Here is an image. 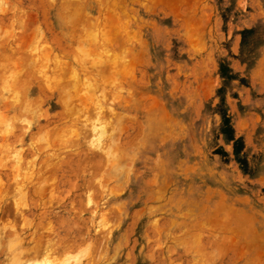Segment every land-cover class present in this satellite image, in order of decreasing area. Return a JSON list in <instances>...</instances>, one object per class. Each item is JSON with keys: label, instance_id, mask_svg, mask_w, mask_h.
Masks as SVG:
<instances>
[{"label": "rangeland", "instance_id": "obj_1", "mask_svg": "<svg viewBox=\"0 0 264 264\" xmlns=\"http://www.w3.org/2000/svg\"><path fill=\"white\" fill-rule=\"evenodd\" d=\"M30 63L35 67L29 68ZM65 66L78 73V80L70 79V87L80 89L77 94L88 85L84 92L92 96L87 95V105L83 104L85 100L77 103L81 98L73 92V108L83 102L87 110L80 111L78 118L70 116L60 121L62 136L52 134L55 141L47 134H38L47 138L48 149L43 150L42 140V145L36 143L38 135L20 147L6 141L11 132L22 131L34 117L43 121L44 115L59 112L60 108L50 103L57 91L66 86L64 92L70 90L72 94L68 77L64 86L60 80L64 76L58 77L67 70ZM59 71L56 77L61 84L56 86L51 76L56 78L54 74ZM35 74L40 78L45 74L44 79ZM47 75L51 76L46 82ZM34 86L30 98L38 97L43 107L37 116L24 102ZM16 97L19 104L14 102ZM101 125L106 126L104 137L98 130H93L95 135L90 133L91 127L98 129ZM74 127L76 133L71 130ZM68 128L75 135L69 137ZM31 130L30 135L34 133ZM80 131L84 136L77 134ZM27 146L35 151L28 154ZM61 146L65 150L58 155L63 159L69 156L64 161L75 164L77 160L79 166L87 164L83 167L90 168L88 172L97 167L100 173L94 169L90 178L84 169L72 172L63 163L64 172L51 170L50 178H70V190L86 182L84 190L90 188L91 193L86 191L90 200H86L84 190L79 197L74 190L65 191L63 201L58 187L53 194L46 187L49 190L46 194L44 189L40 199L30 192L28 206L20 205L19 210L25 215L31 209L29 221L36 222L40 210L32 207L31 197H35L40 204L48 205L45 209L51 211L54 225L46 228L18 222L0 230V264L18 256L20 246L27 250L37 242L36 247L41 249L35 248L30 264H264V0H0V175L21 177L24 169L16 170L13 159L20 156L21 164H27L36 155L34 162L40 166L49 149ZM75 152H79L77 156ZM82 152L87 153L86 159H93L87 163ZM56 159L44 163L51 166L58 162ZM4 176L0 177V203L10 205L17 200L16 190L10 188L15 183ZM29 181L33 187L36 180ZM98 183L103 188L96 186ZM49 197L51 203L47 202ZM218 201L224 208H217ZM230 207L235 219L227 211ZM60 220L67 226H61ZM221 225L228 230L225 232ZM231 243L235 247L229 246ZM245 243L251 250L246 249L248 254L243 252ZM216 246L222 248L220 254Z\"/></svg>", "mask_w": 264, "mask_h": 264}, {"label": "bare ground", "instance_id": "obj_2", "mask_svg": "<svg viewBox=\"0 0 264 264\" xmlns=\"http://www.w3.org/2000/svg\"><path fill=\"white\" fill-rule=\"evenodd\" d=\"M114 2V1H113ZM62 4V3H61ZM64 5H65V3H63ZM111 4V3H110ZM113 4V3H112ZM69 5V4H68ZM114 5V4H113ZM74 6V5H73ZM103 6V5H102ZM165 6V5H164ZM69 7V6H68ZM71 7V6H70ZM76 7V6H75ZM74 7V8H75ZM111 7V6H110ZM166 8V7H165ZM167 8H169V7H167ZM69 9H72V8H69ZM106 9V8H105ZM73 11V10H72ZM76 10H74V12H75ZM5 13H6V11H5ZM108 13V12H107ZM4 14V13H3ZM63 14V13H62ZM67 14H69V13H67ZM84 14V13H83ZM110 14V13H109ZM70 15H71V12H70ZM74 15L75 16H77V17H79L78 16V14L76 15L75 13H74ZM79 15H80V13H79ZM82 15V14H81ZM86 15V14H85ZM111 15V14H110ZM109 15V16H110ZM123 15V14H122ZM108 16V15H107ZM61 17V16H60ZM77 17H74V19H76ZM115 17V16H114ZM21 19H23V18H21ZM73 19V20H74ZM83 19V18H82ZM103 19V18H102ZM116 19V18H115ZM68 20V19H67ZM73 20H71V21H73ZM196 20H198L197 18H196ZM81 21V20H80ZM98 21V20H97ZM185 21V20H184ZM68 23H69V21H67ZM21 23V22H20ZM71 23V22H70ZM109 23H111V22H109ZM123 23H125V22H123ZM107 25V24H106ZM116 25V24H115ZM185 25V24H184ZM66 26H67V24H66ZM103 26V25H102ZM105 26H103L102 28H104ZM110 27V26H109ZM112 27V26H111ZM110 27V28H111ZM121 27V26H120ZM120 27H118L117 28V26H116V28L117 29H119ZM101 28V29H102ZM97 30V29H96ZM104 30V29H103ZM102 30V31H103ZM109 30V29H108ZM112 30H113V27L111 28V31L110 32H112ZM188 30V29H187ZM102 31H101V33H102ZM118 31V30H117ZM130 31V30H129ZM132 31V30H131ZM88 32H91V31H88ZM186 32V31H185ZM86 33V32H85ZM106 33H107V31H106ZM188 33V32H187ZM84 34V33H83ZM90 34V33H89ZM105 34V33H104ZM112 34H114V32L112 33ZM195 34V33H194ZM68 35H69V33H68ZM71 35V34H70ZM73 35V34H72ZM91 35V34H90ZM96 34L94 33V36H95ZM107 35V34H106ZM191 35V34H190ZM84 36V35H83ZM94 36H93V38H94ZM108 36H110V35H108ZM85 38H86V36H85ZM100 39H102L101 37H99ZM127 38V37H126ZM104 39V38H103ZM128 40H130V39H128ZM90 41V40H89ZM88 41V42H89ZM101 41V40H100ZM105 41V40H104ZM116 41V40H115ZM93 42V41H92ZM101 42H103V41H101ZM113 43V42H112ZM128 43V42H127ZM101 44V43H100ZM105 44H107V43H105ZM103 45H104V43H103ZM82 47V46H81ZM101 47V46H100ZM43 48V47H42ZM103 48V47H102ZM85 49V48H84ZM122 49V48H121ZM120 49V50H121ZM47 50V49H46ZM49 50V49H48ZM85 52H86V50H85ZM84 52V53H85ZM93 52V51H92ZM107 52V51H106ZM50 53V52H49ZM83 53V52H82ZM97 53V52H96ZM137 53V52H136ZM139 53V52H138ZM73 54V53H72ZM71 54V55H72ZM78 55H81V54H79V53H77ZM88 54V53H87ZM92 54V53H91ZM94 54V53H93ZM47 55V54H46ZM83 55V54H82ZM99 55V54H98ZM102 55H103V53H102ZM111 55V54H110ZM137 55V54H136ZM104 56V55H103ZM116 56V55H115ZM120 56H122V55H120ZM119 56V57H120ZM124 56V55H123ZM133 56V55H132ZM138 56V55H137ZM41 57V56H40ZM54 57V56H53ZM56 57V56H55ZM73 57V56H72ZM77 56H75V58H76ZM82 57V56H81ZM85 57V56H84ZM110 57V56H109ZM96 58H97V56H96ZM107 58V57H106ZM111 58V57H110ZM115 58V57H114ZM131 58V57H130ZM57 59V58H56ZM78 59H79V57H78ZM97 59H99V58H97ZM97 59H95V61L94 62H96V60ZM88 60V59H87ZM114 60V59H113ZM26 61H27V59H26ZM34 61V60H33ZM122 61H123V58H122ZM126 61V60H125ZM129 61H130V59H129ZM139 61V60H138ZM28 62H29V60H28ZM28 62L26 63V64H28ZM81 62V61H80ZM83 62V61H82ZM93 62V63H94ZM105 62V61H104ZM111 62V61H110ZM114 62V61H113ZM76 63H79V62H76ZM91 63V62H90ZM116 63V62H115ZM114 63V64H115ZM137 63V62H136ZM23 64H25V63H23ZM25 64V65H26ZM31 64V66L32 65H34V63H30ZM64 64H66L65 62H64ZM79 64H81V63H79ZM92 64V63H91ZM90 64V65H91ZM106 64V63H105ZM108 64L110 65V63L108 62ZM107 64V65H108ZM112 64V63H111ZM124 64V67H125V63H123ZM127 64V63H126ZM132 64H133V62H132ZM21 65V64H20ZM41 65V64H40ZM68 65V64H67ZM97 65V64H96ZM99 65V64H98ZM117 65V64H116ZM135 65V64H134ZM93 66V65H92ZM92 66H89V67H92ZM103 66V65H102ZM111 66V65H110ZM118 66V65H117ZM128 66V65H127ZM35 67V66H34ZM33 66L32 67H29V68H34ZM131 67V66H130ZM25 67H23V70H25L24 69ZM44 68V67H43ZM55 68V67H54ZM64 68H66L67 70H65ZM63 69H64V71H61V73L62 74H60L58 77L60 78L61 77V75L62 76H64V78H62V79H60V80H62L61 82H62V86H64L65 84L64 83H66L65 81H64V79H66V77H68L67 79H69V80H67L68 82V89L69 88H71L72 89V94H70V90H69V93L68 92H64V91H66V89H67V87L66 86H64V87H66V88H62V90L63 91H57V94L55 95V98H54V100H52V102L50 101V103H51V105L52 106H54L55 108H60L59 109V112L58 113H51V114H48V115H44V118L42 119L43 121H40V120H38V121H36V119H37V117H34V119H32V121L31 122H29L28 124H27V127L26 128H24L22 131H14V132H11L10 133V135L8 136V138H6V141H8V140H12V141H14L15 143H18L19 144V146L18 147H20V145L21 144H25L26 143V141H29V139H31V141H32V137H34L35 135H38V134H43V135H46V137L48 136H50V138L52 139L53 138V140H54V136H56L57 135V133H59V131L60 130H63V127L61 126V123H60V121H63L64 119H66V118H68V117H77L78 118V116L80 115V114H78V113H80V111H84V110H87L86 108H88V107H86L85 108V105H83V104H88V102L86 101L87 99H89L91 96H90V93L89 92H87L86 94H85V92L87 91V88H89L88 87V85L86 86V90H84L83 92L81 91V93L82 94H84L83 96H82V94H77L76 93V91L79 89V88H77V90H73V88H72V86L70 87V82H71V80L70 79H73V81L74 80H78V73H76L75 71L76 70H74V69H70V71H69V69L67 68V66H65ZM80 68V67H79ZM83 68V67H82ZM93 68V67H92ZM98 68V67H97ZM105 68V67H104ZM120 68H122V65H121V67ZM28 69V68H27ZM58 69L59 68H57V70H56V68H55V70L56 71H58ZM112 69H114V68H112ZM123 69V68H122ZM129 69V68H128ZM127 69V70H128ZM31 70V69H30ZM39 70V69H38ZM52 70V69H51ZM54 69H53V71H55ZM60 70V69H59ZM85 70V69H84ZM99 70V69H98ZM97 69H96V71H98ZM105 70H106V68H105ZM109 70V69H108ZM28 71H29V69H28ZM33 71V70H32ZM34 71H36V70H34ZM52 71V72H53ZM100 71H101V69H100ZM100 71H98V72H100ZM117 71H118V68H117ZM116 71V74L118 73ZM119 71H121V70H119ZM124 71V70H123ZM131 71V70H130ZM20 72V71H19ZM40 72V71H39ZM49 72H51V71H49ZM87 72V71H86ZM104 72V71H103ZM126 72V71H125ZM23 73V72H22ZM29 73V75L31 74V72L29 71L28 72ZM35 73V72H34ZM33 73V74H34ZM58 73H60V71L59 72H56V74H54L55 75V77H56V75L58 74ZM91 73V72H90ZM133 73V72H132ZM38 74V73H37ZM37 74H35L34 76H37L36 78H38V79H44V75L45 74H43L42 75V78H40L41 76L40 75H37ZM40 74H42L41 72H40ZM50 74V73H49ZM84 74V73H83ZM111 74V73H110ZM118 74H121V73H118ZM125 74V73H124ZM22 75V74H21ZM96 75V74H95ZM97 75H99L98 73H97ZM33 75H32V77H34ZM38 76H40V77H38ZM50 76L51 75H47L45 78V81L47 82V77H49L50 78ZM66 76V77H65ZM101 76V75H100ZM18 77H20V75L18 76ZM31 77V78H32ZM58 77H56V78H54L53 77V75L51 76V78L52 79H55L54 80V82H56V86L58 85L57 83H60V82H58L59 80V78ZM107 77V76H106ZM133 77V76H132ZM16 78V77H15ZM21 79H22V77H20ZM49 78H48V80H49ZM58 78V79H57ZM84 78V77H83ZM90 78V77H89ZM108 78V77H107ZM110 79H111V77H109ZM57 79V80H56ZM110 79H107V81H108V83H109V80ZM18 80V79H17ZM91 80H93V79H91ZM14 81H16V79L14 80ZM21 81V80H20ZM51 82H53V80H50ZM86 81V80H85ZM23 82H26V81H23ZM36 82V81H35ZM44 82V81H43ZM93 82V81H92ZM104 82V81H103ZM118 82V81H117ZM122 82V81H121ZM30 83V82H29ZM67 83H66V85H67ZM75 82H73L72 83V85L74 84ZM82 83H83V81H82ZM85 83V82H84ZM100 83H101V81H100ZM107 83V84H108ZM119 83H120V79H119ZM126 83V82H125ZM124 83V84H125ZM22 84V83H21ZM41 84V83H40ZM61 84V83H60ZM64 84V85H63ZM76 84V83H75ZM89 84V83H88ZM93 84V83H92ZM102 84V83H101ZM20 85V84H19ZM18 85V87L19 88H21V86H19ZM23 85H27L26 83H24ZM22 85V86H23ZM53 85H55V84H53ZM82 85V84H81ZM84 85V84H83ZM90 85V84H89ZM94 85H95V83H94ZM99 85V84H98ZM203 85V84H202ZM8 86V85H7ZM29 86V85H28ZM40 86V85H39ZM56 86H54L53 87V91H55L56 90ZM76 86H78V85H75L74 86V88H76ZM92 86V85H91ZM109 86H112V85H109ZM14 87V86H13ZM41 87V86H40ZM46 87V86H45ZM83 87H85V86H83ZM28 88V87H27ZM42 88V87H41ZM80 88H82V86H80ZM18 89V88H17ZM23 89V88H22ZM21 89V90H22ZM45 89V88H44ZM51 89H49V91L51 90ZM55 89V90H54ZM58 89H59V87H58ZM65 89V90H64ZM85 89V88H84ZM8 90V89H7ZM14 90H15V88H14ZM30 90V92H28L26 95H27V100L26 101H24V102H26V104L28 103V105H30V107L32 108H29V107H27L28 109H31V110H33L32 111V113H35L36 114V116H37V114L38 115H40V111L39 110H41L43 107H41V101H40V99L38 98V97H36V96H34V97H31L30 98V95L29 94H32L33 92H34V90H35V86H34V88H33V91H31V88L29 89ZM51 90V91H52ZM80 90V89H79ZM99 90V89H98ZM97 90V91H98ZM104 90V89H103ZM39 91V89L37 88V92ZM48 91V90H47ZM50 91V92H51ZM91 91V90H90ZM50 92H48V93H50ZM76 93L77 94V98H81L80 99V101L79 102H77V103H80L81 101H84L85 100V102L82 104H80L81 106H84V108H80L78 105H77V107H75V108H73V106H76L75 104H76V102H75V104H73L74 102H73V100L75 101V96L73 97V94L74 93ZM79 92V91H78ZM106 92V91H105ZM104 92V93H105ZM17 94H18V91L16 92ZM23 93V92H22ZM35 93V92H34ZM97 93V92H96ZM99 93V92H98ZM103 93V94H104ZM39 94V93H38ZM75 94V95H76ZM92 94V93H91ZM102 94V93H101ZM15 95V94H14ZM25 94H21V97L22 96H24ZM78 95H79V97H78ZM80 95H81V97H80ZM87 95H89L90 97H87ZM8 97V96H7ZM19 97V96H18ZM20 97V98H21ZM82 97H83V100H82ZM87 97V98H86ZM2 98V97H1ZM5 98V97H4ZM11 98H13V97H11ZM25 98H26V96H25ZM86 98V99H85ZM101 98V97H100ZM114 99H116V98H114ZM121 99V98H120ZM150 99V98H149ZM94 100V99H93ZM152 100V99H151ZM13 101V100H12ZM77 101H78V99H77ZM5 102H6V100H5ZM14 102L16 103V104H19V102H20V100L16 97V99L14 100ZM87 102V103H86ZM90 102V101H89ZM96 102V101H95ZM134 102H136V101H134ZM138 102V101H137ZM133 103V102H132ZM154 102H152V104H153ZM25 104V105H26ZM73 104V105H72ZM98 104V103H97ZM131 104V103H130ZM24 104H23V106H25ZM72 105V106H71ZM92 105H93V103H92ZM20 106V105H19ZM96 106V105H95ZM152 106H154V105H152ZM161 106V105H160ZM11 107V106H10ZM79 107V108H78ZM26 108V109H27ZM51 108V107H50ZM101 109V108H100ZM148 109V108H147ZM150 109H151V107H150ZM163 109V108H162ZM89 110V109H88ZM108 110V109H107ZM26 111V110H25ZM82 111V112H83ZM101 111V110H100ZM22 112L24 113V108L22 109ZM26 112H31V111H26ZM81 112V113H82ZM87 112V111H86ZM92 112V111H91ZM96 112V111H95ZM44 113V112H43ZM72 113H74V115H72ZM85 113V112H84ZM88 113V112H87ZM113 113V112H112ZM111 112H110V114H112ZM90 114V113H89ZM97 114V113H96ZM119 114V113H118ZM117 114V115H118ZM30 115H31V113H30ZM77 115V116H76ZM84 115H86V114H84ZM95 115V114H94ZM99 115V114H98ZM101 115H102V113H101ZM120 115V114H119ZM12 116V115H11ZM33 116V115H32ZM35 116V115H34ZM100 116V115H99ZM17 117V116H16ZM15 117V118H16ZM31 117V116H30ZM100 117H102V116H100ZM121 117H122V115H121ZM22 118V117H21ZM24 118V117H23ZM23 118H22V120H23ZM36 118V119H35ZM13 119V118H12ZM71 119V118H70ZM14 120V119H13ZM17 120H18V117H17ZM21 120V121H22ZM67 120V119H66ZM75 120V119H74ZM78 119H76V121H77ZM34 121V122H33ZM71 121H72V119H71ZM97 121V120H96ZM13 122V121H12ZM26 122V121H25ZM64 122V121H63ZM73 122V121H72ZM79 122V121H78ZM77 122V123H78ZM32 123V124H31ZM71 123V122H70ZM109 123V122H108ZM73 124V123H72ZM84 124V123H83ZM103 124V123H102ZM120 124V123H119ZM16 126V125H15ZM69 126V125H68ZM111 126V125H110ZM32 127V132H34V133H32L31 135H30V133H29V129ZM72 127V126H71ZM101 127V130H99V128ZM100 127H98V129H94V127H91L90 128V133H92V134H94V132H97V130H98V132L100 131V132H103L104 130H105V127L106 126H100ZM113 127V126H112ZM21 128V127H20ZM70 128V127H69ZM67 129V130H70V129ZM86 128V127H85ZM7 129H8V127H7ZM14 129V128H13ZM16 129V128H15ZM76 128L74 127V129H71L72 131H74V133H76L75 131H77V130H75ZM78 129V128H77ZM109 129H110V127H109ZM170 129V128H169ZM168 129V130H169ZM9 130H10V127H9ZM66 130V129H65ZM66 130V131H67ZM71 130L69 131V137H71L74 133H72L71 134ZM93 130H95L94 132H93ZM113 130V129H112ZM8 131V130H7ZM13 131V130H12ZM46 131V132H45ZM82 132H83V130H81ZM81 131L79 132V133H77L79 136H80V134H81ZM88 131V132H89ZM108 131V130H107ZM118 131V130H117ZM170 131V130H169ZM45 132V133H44ZM60 132H62V131H60ZM64 132V131H63ZM98 133L99 135L101 134V133ZM106 132V131H105ZM65 133V132H64ZM64 133H62L63 134V136L65 137L66 136V133H65V135H64ZM108 133V132H107ZM116 133V132H115ZM8 134V133H7ZM52 134H54V136L52 135ZM71 134V135H70ZM83 134H84V132H83ZM98 134H97V136H98ZM103 134V137H104V132L102 133ZM102 134H101V136H102ZM34 135V136H33ZM41 135H38V137H37V139H38V141H37V139L35 138V140H36V143L38 142V144H43V142H45V144H43V148H42V146L41 147H39L41 150L43 149V150H45L46 148L48 149V145H47V141H44L45 139H47V138H45V139H43L44 138V136H41ZM62 136L60 133L58 134V136L57 137H60V136ZM68 135V134H67ZM75 135V134H74ZM95 135V134H94ZM78 136V137H79ZM81 136H84V135H82L81 134ZM43 137V138H42ZM56 137V138H57ZM75 137V136H74ZM99 137V136H98ZM49 138V139H50ZM63 138V137H62ZM61 138V139H62ZM66 138H68V137H66ZM75 138H77V136L75 137ZM84 138V137H83ZM111 138V137H110ZM140 138V137H139ZM50 139V140H51ZM60 139V138H59ZM60 139V140H61ZM64 139V138H63ZM62 139V140H63ZM69 139V138H68ZM67 139V141H70V140H68ZM2 140V139H1ZM41 140L43 141L42 143H39V142H41ZM53 140H51L50 142H52V145H53V142L55 141H53ZM65 140V139H64ZM63 140V141H64ZM73 140V139H72ZM77 140H78V138H77ZM99 140V139H98ZM107 140V139H106ZM163 140V139H162ZM94 141V140H93ZM33 142H34V139H33ZM32 142V143H33ZM109 142V141H108ZM114 142V141H113ZM5 143V142H4ZM35 143V146L37 145ZM55 143V142H54ZM60 143V141L58 142V144ZM77 143V141L75 142V144ZM90 143V142H89ZM94 143H96V142H94ZM6 144V143H5ZM88 143H86V145H87ZM97 144V143H96ZM111 144H113V143H111ZM28 145V144H27ZM32 146H33V144H31ZM62 145V144H61ZM104 145V144H103ZM54 146V145H53ZM66 146V145H65ZM89 146V145H88ZM90 146H91V143H90ZM107 146V145H106ZM28 148H29V146H27ZM101 147V146H100ZM53 148V147H52ZM49 149L48 150V152H47V154H48V157H46L45 159H42L41 160V163H40V166H39V164L37 165V163H35L34 162V160L36 159V155H35V157H33V158H35L34 160L33 159H30V160H32L33 162H30V160H29V162H30V165H29V167H28V169H27V167H26V165H28L29 164V162H26L27 164H21V160L23 159H21L20 160V156L17 158V160H14L13 159V161H15L14 162V165H15V168H16V170L17 169H19V168H22V169H24L23 170V172H22V175H21V177L20 176H13V178H11V175H8V174H1L0 175V177H3L4 175V177H6V178H11L13 181H14V183H12L13 181H11V183L12 184H14V186H16V187H10V188H14V190H16V199L17 200H15L14 202H13V204H8V205H1V203H0V227H1V229L0 230H2L3 231V229H5V228H10V226H13V225H15L16 223H18V222H21V224H23V225H26V224H28V226L30 225H36V226H42V225H44L46 228H51V226H53L52 225V215H51V211L47 208V209H45L46 208V206H48V205H46V203H42L43 204V206H42V204H40V201L37 199V198H35L34 197V199H32L33 197H31V195H29L30 197H31V203H32V207L34 208H38L40 211L38 212L39 214L36 216V218H37V221L36 222H33V220L31 219V223H30V221H29V217H32V216H30V214L32 213V211H31V209L29 210V212H28V214H23V212H21V210H19V206L20 205H27L28 206V202H27V195L28 194H30V192L31 193H34V194H36L38 197H39V199H40V196H41V194L44 192V189L46 188V187H49L50 188V190L51 191H49L48 193L49 194H53L52 193V191H54V188H61V196H60V201H63V193H65V191H66V193L65 194H67V193H69V192H72L73 190H74V192H75V196H78L79 197V195L81 196L82 195V193H84L85 192V194H86V191L87 190H84V188L86 189V187H85V185L87 186V184H86V182H84V183H80V184H78V185H81L79 188H76L74 185V188L72 187V190H70L69 188H68V186H69V184H72V183H70L72 180L69 178V179H65L64 181H63V178H64V175H61V177H59V178H61L59 181H56L54 178H50V175H51V173L52 172H54V170H58L59 172H64V168H62V166H64V164H65V166H66V169L67 170H70L71 169V171L72 172H75V171H80V170H85L86 168H87V166H86V168H84L83 166L86 164L85 162V164H83V166H79L80 164L77 162V160H76V163L75 164H72L71 163V160H68V161H64L65 159L67 160V158H66V156L68 155V154H66V156H64L65 158L63 159V155H61V156H59L62 152H63V150H65V147L63 148V146H61V147H59L60 149H57V148H54L55 149V151H54V149ZM98 148V147H97ZM116 148V147H115ZM30 149V148H29ZM33 148H31L30 150H29V152H28V154H31L33 151H35V150H32ZM40 149H38V150H40ZM19 150V149H18ZM32 150V151H31ZM40 150V151H41ZM15 151V150H14ZM13 151V152H14ZM40 151H39V153H40ZM129 151V150H128ZM16 152V151H15ZM18 152V151H17ZM19 152H22V151H20L19 150ZM92 152V151H91ZM137 152V151H136ZM74 153V152H73ZM79 152H75V156H77V154H78ZM81 153V152H80ZM93 153V152H92ZM91 153V154H92ZM57 154V155H56ZM59 154V155H58ZM82 154H84L85 155V161L87 160H89V158L88 159H86V156H87V153L85 154V153H83L82 152ZM82 154H81V156H82ZM16 155H17V153H16ZM70 155V154H69ZM95 155V153L94 154H92V156L93 157H95L94 156ZM14 156H15V153H14ZM13 156V158H15ZM91 156V155H90ZM59 157H62V158H59ZM67 157H69V156H67ZM70 157H72V156H70ZM53 158H57L56 160H58V162L56 161V162H54L51 166H50V163H52L53 162ZM78 158V157H77ZM82 158H84V156H82ZM4 159V158H3ZM11 159V158H10ZM16 159V158H15ZM69 159V158H68ZM72 159V158H71ZM90 159H93L92 157L90 158ZM51 160H52V162H51ZM81 160H83V159H81ZM8 161V160H7ZM26 161H28V160H26ZM50 162V163H48V165H45V163L44 162ZM86 161V162H87ZM91 161V160H90ZM92 161H94V160H92ZM96 161V160H95ZM1 162H2V159H1ZM81 162V161H80ZM97 162V161H96ZM102 162V161H101ZM104 162V161H103ZM4 163V162H3ZM64 163V164H63ZM81 163H83V162H81ZM87 163H89V161L87 162ZM91 163V162H90ZM95 162H93V164H94ZM42 164L43 165H45V166H43L42 167ZM100 164V163H99ZM98 164V165H99ZM25 165V166H24ZM82 165V164H81ZM87 165V164H86ZM97 165V166H98ZM101 165V164H100ZM100 165H99V167H100ZM48 166H50V168H48L47 169V167ZM92 166V165H91ZM94 166H96V165H94ZM93 166V167H94ZM103 166H104V164H103ZM115 166H117V164L115 165ZM26 169H25V168ZM101 167H102V165H101ZM101 167H100V170H101ZM107 167H109L108 165H107ZM190 167V166H189ZM92 168V167H91ZM50 169V173H46L47 172V170H49ZM94 169H98L97 167L96 168H94ZM93 169V170H94ZM110 169V168H109ZM185 169H188V168H185ZM190 169V170H189ZM188 170L189 171H192L194 168H189ZM192 169V170H191ZM25 170H27L26 172H25ZM51 170H52V172H51ZM88 170H90V168H88ZM88 170H85L87 173H91L92 174V172H93V170L91 171V172H88ZM95 172H99L100 173V171H99V169H98V171L97 170H95ZM122 172V171H121ZM120 172V173H121ZM126 172H128V170L126 171ZM160 173V172H159ZM162 173V172H161ZM183 173H185V172H183ZM214 173V172H213ZM53 174V173H52ZM70 174V173H69ZM83 174V173H82ZM91 174L89 175V177L91 176ZM96 174V173H95ZM126 174V173H125ZM129 174V173H128ZM127 174V175H128ZM71 175V174H70ZM74 175H75V173H74ZM73 175V176H74ZM92 176H93V174H92ZM91 176V177H92ZM18 177V178H17ZM74 177H76V175L74 176ZM77 177H78V175H77ZM83 177V176H82ZM90 177V178H91ZM21 179L20 181L18 180V179ZM36 180L35 181V183H33V187H31L30 186V182L31 181H29V180ZM106 179V178H105ZM155 179V178H154ZM81 180H82V178H81ZM89 180V179H88ZM91 180V179H90ZM152 180V179H151ZM28 182V183H27ZM33 182V181H32ZM91 182V181H90ZM95 182H97V181H95ZM94 183V182H93ZM107 183V182H106ZM151 183V182H150ZM149 183V184H150ZM2 184V183H1ZM10 184V183H9ZM95 184V183H94ZM151 184H153L154 185V182H152ZM156 184V183H155ZM101 185V184H100ZM99 185V183H98V185H96V186H98L99 188L101 187ZM104 185V184H103ZM95 186V188H98V187H96ZM114 187V186H113ZM4 188V187H3ZM16 188V189H15ZM101 188H103V187H101ZM206 189H208V188H206ZM49 189H45V193L47 194V192L46 191H48ZM83 190H84V192H83ZM89 190H90V188H89ZM88 190V191H89ZM6 191H8V190H6ZM59 191V190H58ZM87 191V192H88ZM160 191V190H159ZM209 191H211V190H208V192ZM213 191V190H212ZM90 192V191H89ZM206 193H207V190L205 191ZM214 192V191H213ZM213 192H211V193H213ZM13 193V192H12ZM91 193V192H90ZM7 194V193H6ZM54 194H57V191H56V193H54ZM72 194V193H71ZM89 194V193H88ZM88 194H86L88 197H87V199L86 200H90V195H88ZM218 194H219V192H218ZM43 195V194H42ZM45 195V194H44ZM6 196V195H5ZM4 196V197H5ZM68 196V195H67ZM66 196V197H67ZM206 196V195H205ZM204 196V197H205ZM211 196V195H210ZM221 196H222V194H221ZM44 197V196H43ZM52 197V196H51ZM51 197H49V200L47 201V202H49V203H51V201H53V199L51 198ZM158 197V196H157ZM211 198V197H210ZM219 198H221V197H219ZM224 198V197H223ZM1 199V198H0ZM62 199V200H61ZM159 199V198H158ZM75 200V199H74ZM206 200V199H205ZM208 200V199H207ZM206 200V201H207ZM221 200H222V202H223V200L224 199H222L221 198ZM44 201V200H43ZM219 201H220V199H219ZM218 201V202H219ZM235 201H237V200H235ZM241 201H243V200H241ZM87 202L88 201H86V204H87ZM90 202V201H89ZM88 202V203H89ZM221 202V203H222ZM220 203V202H219ZM218 203V204H219ZM220 203V204H221ZM62 204H64V203H62ZM61 204V205H62ZM217 205V208H218V206H222L223 205V203L221 204V205ZM25 205V206H26ZM69 205V204H68ZM50 206V205H49ZM116 206H118V205H116ZM192 206V205H191ZM11 207V208H10ZM148 207V206H147ZM152 206H150V208H151ZM195 207V206H194ZM117 208H120V207H117ZM220 208V207H219ZM222 208H224V206H222ZM146 209V208H145ZM214 209V212L216 211V209L215 208H213ZM226 209H227V207H226ZM233 208H231L230 207V209H228L227 211L229 212V211H231ZM143 210V209H142ZM191 210V209H190ZM221 210V211H220ZM220 210H219V212H222V209L220 208ZM224 210V209H223ZM226 211V212H227ZM234 211V210H233ZM233 211H231L229 214L231 215V213L233 212ZM117 212V211H116ZM118 212H119V210H118ZM218 212V209H217V213H219ZM225 212V213H226ZM235 213V212H234ZM233 213V214H234ZM116 214V213H115ZM224 214V213H223ZM228 214V213H227ZM226 214V215H227ZM217 215V214H216ZM225 215V214H224ZM240 215V214H239ZM11 216V217H10ZM29 216V217H28ZM107 216H109L108 214H107ZM125 216V215H124ZM215 216V215H214ZM232 217H233V215H231ZM234 216H235V214H234ZM241 216V215H240ZM244 216V215H243ZM115 217V216H114ZM217 216H215V219L216 220H218L217 218H216ZM242 217V216H241ZM203 218V217H202ZM208 219H210L209 217H207ZM221 218H222V216H221ZM234 218V217H233ZM232 218V219H233ZM243 218H245V220H247L246 218V216L245 217H242V219ZM103 219V218H102ZM206 220V221H209V220ZM223 219V221H225L224 220V218H222ZM221 219V220H222ZM226 219L227 220H229L227 217H226ZM235 219V218H234ZM233 219V220H234ZM52 220V221H51ZM59 220V219H58ZM216 220L214 221V222H216ZM226 220V221H227ZM71 221H72V219H71ZM237 221H239V220H237ZM250 221V220H249ZM104 221H102V223H103ZM213 221H211L210 223H212ZM218 222H219V220H218ZM242 222V221H241ZM57 223V222H56ZM209 223V224H210ZM221 223V222H220ZM236 223V222H235ZM240 223V222H239ZM247 223V222H246ZM59 224V223H58ZM67 223H65V221H63V220H60V225L61 226H67L66 225ZM204 224H206V223H204ZM203 224V225H204ZM212 224H214V223H212ZM216 224V226H217V222L215 223ZM222 224V223H221ZM224 225H226V227H227V225H229V224H227V222H225V223H223ZM100 225V224H99ZM198 225V224H197ZM219 225V224H218ZM240 225V224H239ZM242 225V224H241ZM44 226H43V228H44ZM154 226V225H153ZM19 227V226H18ZM71 228V231L74 229V228H72V227H70ZM203 228V227H202ZM207 228V227H206ZM220 228V227H219ZM221 228H224V231H225V227H222V225H221ZM220 228V229H221ZM6 229V230H7ZM204 229V228H203ZM53 230V229H52ZM51 230V231H52ZM228 230V228L226 229V231ZM5 231V230H4ZM33 231V230H32ZM31 231V232H32ZM35 231V230H34ZM222 231H223V229H222ZM223 231V232H224ZM225 231V232H226ZM224 232V233H225ZM230 232H232L231 230H230ZM239 232H240V230H239ZM248 232V231H247ZM246 232V233H247ZM252 232V231H251ZM1 233V232H0ZM34 233V232H33ZM43 233V232H42ZM221 233V232H220ZM242 233V232H241ZM235 234H236V232H235ZM24 235V234H23ZM43 235V234H42ZM124 235L125 234H123L121 237H118V240H121L123 237H124ZM158 236V235H157ZM233 236H234V233H233ZM237 236V235H236ZM257 236V235H256ZM26 237V236H25ZM38 237V236H37ZM207 237V236H206ZM220 237V236H219ZM249 237V236H248ZM253 237V236H252ZM31 238V237H30ZM40 238V237H39ZM57 238H59V237H57ZM56 238V239H57ZM196 238V237H195ZM226 238H227V236H226ZM216 239V238H215ZM218 239V238H217ZM216 239V240H217ZM219 239H222V238H219ZM20 240H23L22 239V237L20 236ZM31 240V239H30ZM232 239H230V241H231ZM254 240H255V238H254ZM29 241V240H28ZM221 241V240H220ZM225 241V240H224ZM248 241V240H247ZM251 241V240H250ZM257 241V240H256ZM261 241V240H260ZM24 242V241H23ZM27 242V241H26ZM34 242H36V241H34ZM33 242V243H34ZM212 242V241H211ZM244 242V241H243ZM49 243V242H48ZM210 243V242H209ZM233 243H235V242H233ZM258 243V242H257ZM21 245L23 244V243H20ZM37 244H39V242H37V243H34L33 245H35V247L33 248V245H31L32 247L30 248L29 246H28V249L27 250H22L21 249V246H20V253H18V256H14L13 257V261L12 260H8L7 262H8V264L10 263V264H12V263H19V264H30V262H29V260H30V258L31 257H33L34 255H36V250H35V248H40L41 249V247L38 245L37 247H36V245ZM220 244H224V243H220ZM226 244H227V241H226ZM226 244H224L223 246H225ZM241 244H243L242 242H241ZM249 244V243H248ZM27 245V244H26ZM221 245V246H222ZM231 245H234V244H230L229 246H231ZM235 245H236V243H235ZM235 245H234V247H235ZM246 245H247V243H245V246H244V253L245 254H248V252L246 251V249L248 250V251H250L251 252V250H249L248 248H246ZM11 246H13V245H11ZM209 246V245H208ZM222 246V247H223ZM227 246H228V244H227ZM259 246V245H258ZM217 247V249H218V246H216ZM220 247V246H219ZM226 247V246H225ZM225 247H223V248H225ZM248 247V246H247ZM250 247V246H249ZM256 247V246H255ZM221 248V247H220ZM218 249L217 251L219 252L218 254H220V250L222 249ZM228 248V247H227ZM237 248H239V247H237ZM236 248V249H237ZM12 249V248H11ZM148 249V248H147ZM241 249H242V247H241ZM251 249V248H250ZM256 249V248H255ZM260 249V248H259ZM18 250V251H19ZM226 250V249H225ZM238 250V249H237ZM51 251H52V249H51ZM222 251H224V250H222ZM246 251V252H245ZM257 251H258V249H257ZM240 252V251H239ZM255 252V251H254ZM253 252V255L255 254ZM56 253H58V251L56 252ZM242 252H240V254H241ZM264 253V252H263ZM13 254V253H12ZM11 254V255H12ZM49 254V253H48ZM54 254V253H53ZM259 254L261 255V253L259 252ZM47 255V254H46ZM46 255H44V256H46ZM252 255V256H253ZM255 255H257V254H255ZM254 255V258L256 257ZM43 256V257H44ZM20 257V258H19ZM35 257V256H34ZM53 257V256H52ZM264 257V256H263ZM240 258V257H239ZM258 258V257H257ZM105 260V259H104ZM52 261V260H51ZM50 261V262H51ZM54 261V260H53ZM45 262V261H44ZM46 263V262H45ZM52 263V262H51ZM50 263V264H51ZM48 264V263H47ZM203 264V263H202ZM243 264V263H242ZM255 264V263H254Z\"/></svg>", "mask_w": 264, "mask_h": 264}]
</instances>
